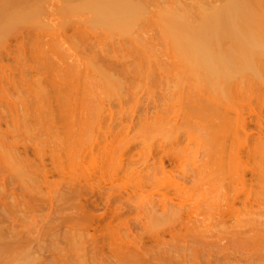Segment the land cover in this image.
Returning a JSON list of instances; mask_svg holds the SVG:
<instances>
[{"label": "rangeland", "instance_id": "1", "mask_svg": "<svg viewBox=\"0 0 264 264\" xmlns=\"http://www.w3.org/2000/svg\"><path fill=\"white\" fill-rule=\"evenodd\" d=\"M90 1L0 3L36 10L15 23L0 18V29L14 23L0 35V264H264L263 239H234L210 224L225 191L218 172L206 170L200 185L198 175L188 178L186 59L157 19L198 0H132L141 7L133 29L105 25L84 7ZM255 76L262 96L264 71ZM255 125L237 124L235 139ZM253 138L249 154L219 160L230 180L248 171L247 191L227 207L233 221L249 200L264 210L255 201L264 191V133ZM110 194L121 196L112 217ZM87 224L106 237L102 252L86 242ZM227 243L240 244L219 253ZM142 249L155 252L152 263Z\"/></svg>", "mask_w": 264, "mask_h": 264}, {"label": "bare ground", "instance_id": "2", "mask_svg": "<svg viewBox=\"0 0 264 264\" xmlns=\"http://www.w3.org/2000/svg\"><path fill=\"white\" fill-rule=\"evenodd\" d=\"M4 2L5 0H0V3ZM197 6L187 7L184 12L168 7L157 19L165 28V37L168 36L177 44L178 50L184 53L186 59L188 90L185 139L188 178L195 179L198 175L200 185V181L203 183L202 174L206 170L210 174L217 171L218 186L224 187L225 191L215 209L208 212L210 224L229 228L234 239L244 236L264 240V210L255 209L249 200L244 216L233 221L227 209L234 193L241 196L247 191L248 171L243 170L237 178L230 180L224 174L229 166L219 161L234 150L238 155L249 154V145L254 140L253 132L259 135L264 133V116L260 115L264 109V95H260L261 86L255 76L264 71V0H198ZM84 7L93 10L95 17L105 25L122 29L136 27L134 17L141 12V7L132 0H92ZM35 13L36 10L30 7L0 8V18H12L14 23L30 19ZM14 23L4 24L0 35H4ZM142 25L145 26L146 21ZM252 114L257 115L255 120L251 117ZM249 121L256 124L254 128L244 132L240 140L235 139L236 125ZM166 155L170 160H175L173 154ZM163 161V157L158 160L160 163ZM261 171L260 175L263 177L264 167ZM119 198L121 196L115 194L106 198V215L113 216V207L117 205L113 201ZM263 200L264 191L255 198L256 203ZM40 206H44L42 201ZM151 207L155 212L162 213L161 206ZM190 217L193 219V216ZM98 221V216L92 217V222ZM83 230L90 236L86 241L88 245L102 252L106 237L96 233L89 224ZM239 244L227 243L218 252L234 249ZM206 245L210 246L209 243ZM125 248L132 252L127 243ZM196 249L197 247L194 248ZM214 252L216 251L210 249L209 255L215 256ZM154 253L147 249L137 250L138 256L148 263L153 262ZM168 256L174 259V255ZM228 256L229 254H225L224 258L228 259ZM180 259L177 261L185 262V259ZM118 261L124 264L129 262ZM111 264L118 263L111 261Z\"/></svg>", "mask_w": 264, "mask_h": 264}]
</instances>
